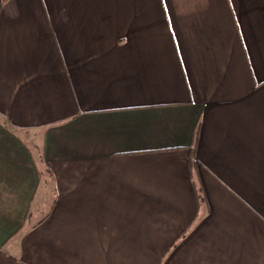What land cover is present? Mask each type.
Returning <instances> with one entry per match:
<instances>
[{"label": "crops", "instance_id": "obj_1", "mask_svg": "<svg viewBox=\"0 0 264 264\" xmlns=\"http://www.w3.org/2000/svg\"><path fill=\"white\" fill-rule=\"evenodd\" d=\"M0 264H264V0H0Z\"/></svg>", "mask_w": 264, "mask_h": 264}]
</instances>
